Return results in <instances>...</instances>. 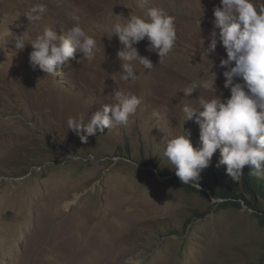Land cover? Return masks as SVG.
Listing matches in <instances>:
<instances>
[{"label":"rangeland","instance_id":"rangeland-1","mask_svg":"<svg viewBox=\"0 0 264 264\" xmlns=\"http://www.w3.org/2000/svg\"><path fill=\"white\" fill-rule=\"evenodd\" d=\"M47 11L35 24L23 15L35 4ZM220 0H0V264H264V228L245 207L220 209L209 199L168 184L157 168L175 172L163 156L166 140L185 133L199 147V127L185 121L182 106L226 99V51L218 40L204 54L213 32V7ZM149 7L174 18L177 40L159 62L136 47L153 68L133 63L137 79L121 78V47L111 26ZM70 14L96 39L92 61L69 59L57 77L30 66L31 46L14 49L15 34L34 38L45 26L62 35ZM218 32V30H217ZM211 60L214 88L183 90L207 77ZM141 98L126 125L105 128L82 143L67 120L113 102L118 90ZM166 107V111L164 110ZM158 113L159 115H154ZM219 150L198 180L233 184ZM192 185V184H191ZM193 186V185H192ZM200 190H206L200 185ZM198 188V187H197ZM68 203L70 205H68Z\"/></svg>","mask_w":264,"mask_h":264},{"label":"clouds","instance_id":"clouds-1","mask_svg":"<svg viewBox=\"0 0 264 264\" xmlns=\"http://www.w3.org/2000/svg\"><path fill=\"white\" fill-rule=\"evenodd\" d=\"M46 11L47 5L38 3L23 15L27 24H35ZM213 17V38L204 54L208 57L215 51L218 40L222 43L227 58L221 59L219 66L226 69L222 73L223 86L229 89L230 96L221 99L216 95L209 100L199 95L198 108L182 106L185 121L194 120L199 127V147L194 148L185 133L168 138L162 145L163 156L181 184L191 183L198 188L196 182L217 150L220 159L216 166L225 165L226 174L233 181L239 180L246 165L253 167L258 178H264V0H220V5L213 7ZM70 18L73 26L62 35L45 26L34 38L27 30L15 34L11 44L17 52L30 45V66L38 67L46 76L57 77L60 66L70 58L76 59L77 52L82 58L76 62L81 63L92 61L99 51L96 39L81 27L80 16L70 14ZM124 20L113 24L111 32L121 45L117 51L122 61L121 78L135 81L133 63L147 70L153 68L151 60L141 56L136 45L147 40L146 51L156 53L159 62H163L175 47L177 33L174 18L158 7H149L146 16L130 14ZM209 61L207 77L201 74L199 80L186 87L185 97L197 89L214 88L216 93L217 73L212 71L216 65ZM112 97V103L101 105L87 120L83 117L67 120L68 129L82 143L98 132L103 133L105 128L126 125L141 104V98L131 91L119 89Z\"/></svg>","mask_w":264,"mask_h":264},{"label":"trees","instance_id":"trees-1","mask_svg":"<svg viewBox=\"0 0 264 264\" xmlns=\"http://www.w3.org/2000/svg\"><path fill=\"white\" fill-rule=\"evenodd\" d=\"M253 170L252 166L246 165L244 167L243 174L240 177L242 190L239 192L233 184L215 181L213 186H211L206 180H198L196 182L207 189V191L200 190L192 186L191 183L181 184L175 172L157 168V172L160 175L168 178V184L171 186L183 188L190 193L207 199L211 197L224 200L225 202L220 204V209H241L245 207L259 219V225L264 228V178H258ZM262 259L264 260V254Z\"/></svg>","mask_w":264,"mask_h":264},{"label":"bare ground","instance_id":"bare-ground-1","mask_svg":"<svg viewBox=\"0 0 264 264\" xmlns=\"http://www.w3.org/2000/svg\"><path fill=\"white\" fill-rule=\"evenodd\" d=\"M68 205H70V204L68 203Z\"/></svg>","mask_w":264,"mask_h":264}]
</instances>
